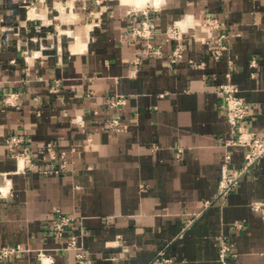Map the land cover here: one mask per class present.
Instances as JSON below:
<instances>
[{
    "label": "crops",
    "instance_id": "1",
    "mask_svg": "<svg viewBox=\"0 0 264 264\" xmlns=\"http://www.w3.org/2000/svg\"><path fill=\"white\" fill-rule=\"evenodd\" d=\"M139 1L0 0V247L27 248L0 264H35L41 249L54 264H148L160 250L169 264H226L223 237L236 252L229 264H264V212L254 208L264 204V156L218 196L227 151L236 169L248 149L221 140L233 135L221 84L239 87L244 124L264 137V0ZM143 7L152 34L134 38ZM207 15L226 22L221 58V30L202 26ZM174 26L181 38L168 37ZM179 44L183 56L172 61ZM10 90L21 93L16 106L2 102ZM118 95L126 103L111 106ZM117 116L122 131L107 126ZM11 132L35 150L56 142L70 170L26 167ZM57 208L77 215L85 260L53 236Z\"/></svg>",
    "mask_w": 264,
    "mask_h": 264
},
{
    "label": "built area",
    "instance_id": "2",
    "mask_svg": "<svg viewBox=\"0 0 264 264\" xmlns=\"http://www.w3.org/2000/svg\"><path fill=\"white\" fill-rule=\"evenodd\" d=\"M202 26L211 31L221 30V33L215 37L218 41V46L214 49L216 58H221L229 48V34L224 30L226 22L217 16L207 15L202 19ZM131 32L134 38H149L151 36L152 22L147 10H144V19L141 25L132 26ZM182 34L183 32L180 26H174L167 32L168 37L175 39L181 38ZM148 47L152 48V45L149 44ZM159 51V49L155 50V52ZM183 51V46L179 44L171 55V60L177 61L178 58L183 56ZM250 65L253 68V77H257L260 71V58L258 55H254L251 58ZM227 75L231 77V73ZM60 89V81L57 80L55 85L51 87V91L58 92ZM219 92L223 98L221 106L224 115L230 122L233 132L231 138H222V142L227 146L245 145L248 148L243 165L236 169L231 168L233 154L231 150L227 151L223 174L219 184L218 196L220 197L228 196L239 185L244 174L250 172L251 168L264 156V137L246 128L244 122L249 115L250 108L246 98L240 94L239 87L231 82H226L221 84ZM20 98L21 93L19 91L10 90L4 95L2 102L5 106H16ZM109 103L111 106L125 104L126 98L122 95L114 96L109 98ZM107 126L117 131H122L125 128L120 116L112 119ZM7 142L14 155L24 157L26 167L35 168L43 175H61L70 170L72 161L69 159L68 152L59 150L57 143L54 141H50L45 146L35 150L29 144L26 136L22 133L11 132ZM254 208L264 212L263 202H256ZM77 218L75 213L66 212L61 208H57L52 220L51 232L60 241L68 237L67 244L64 248L75 250L77 258L83 261L86 259L88 253L86 246L81 242V234L74 230L77 227ZM237 225L241 226L239 223ZM26 250L27 248L22 244L1 246L0 262L18 257ZM228 255L235 256L236 252L234 251L233 244L223 237L221 259L226 264H229L227 262ZM54 262V256L49 254L46 249L39 250L38 261L35 264H54ZM170 262L171 258L166 255L164 250H160L154 260L148 264H169Z\"/></svg>",
    "mask_w": 264,
    "mask_h": 264
},
{
    "label": "rangeland",
    "instance_id": "3",
    "mask_svg": "<svg viewBox=\"0 0 264 264\" xmlns=\"http://www.w3.org/2000/svg\"><path fill=\"white\" fill-rule=\"evenodd\" d=\"M143 8H144V7H143ZM146 8H147V7H145L144 10H145ZM131 10H134V9H131ZM135 10H143V9H135ZM135 10H134V11H135ZM4 190H5V188H2V189L0 188V197H7V196H8V192H5Z\"/></svg>",
    "mask_w": 264,
    "mask_h": 264
},
{
    "label": "bare ground",
    "instance_id": "4",
    "mask_svg": "<svg viewBox=\"0 0 264 264\" xmlns=\"http://www.w3.org/2000/svg\"><path fill=\"white\" fill-rule=\"evenodd\" d=\"M159 1H160V0H154V3H155V4H156V2L159 3ZM139 2H140V1H139ZM141 2H142V0H141ZM141 2H140V3H141ZM145 2H146V1H145ZM145 2H144V3H145ZM142 3H143V2H142ZM142 3H141V4H142ZM141 4H140V5H141ZM152 4H153V3H152ZM145 5H146V3H145ZM22 161H23V160H22ZM21 167H23V166H21Z\"/></svg>",
    "mask_w": 264,
    "mask_h": 264
}]
</instances>
